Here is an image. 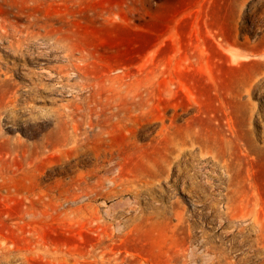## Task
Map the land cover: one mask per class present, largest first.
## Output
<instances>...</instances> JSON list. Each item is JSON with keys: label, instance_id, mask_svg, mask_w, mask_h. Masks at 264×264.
Listing matches in <instances>:
<instances>
[{"label": "rangeland", "instance_id": "rangeland-1", "mask_svg": "<svg viewBox=\"0 0 264 264\" xmlns=\"http://www.w3.org/2000/svg\"><path fill=\"white\" fill-rule=\"evenodd\" d=\"M0 35V264H264V0H0Z\"/></svg>", "mask_w": 264, "mask_h": 264}, {"label": "bare ground", "instance_id": "bare-ground-1", "mask_svg": "<svg viewBox=\"0 0 264 264\" xmlns=\"http://www.w3.org/2000/svg\"><path fill=\"white\" fill-rule=\"evenodd\" d=\"M1 36V35H0ZM18 37V36H17ZM12 42V41H11ZM45 42V41H44ZM43 45H44V43H43ZM6 49V48H5ZM13 49V48H12ZM24 50V49H23ZM28 53V52H27ZM30 56V55H29ZM18 57V56H17ZM28 57V56H27ZM23 59V58H22ZM71 59V58H70ZM2 68V67H1ZM74 69V68H73ZM43 70V69H42ZM44 71V70H43ZM49 72V71H48ZM5 73V72H4ZM54 74V73H53ZM52 74V75H53ZM56 74V73H55ZM76 74V73H75ZM48 75V74H47ZM51 76V75H50ZM28 77V76H27ZM36 78V77H35ZM45 78H46V76H45ZM258 86H260V85H258ZM246 91L247 92H249V88L248 89H246ZM29 92V91H28ZM252 92V91H251ZM256 96V95H255ZM17 97V96H16ZM261 97H262V95H261ZM261 99V98H260ZM264 100V99H263ZM246 156V155H245ZM252 161V160H251ZM245 217H248V218H250L251 219V222L252 223H254V224H256L257 225V227H258V229L261 231V230H263V228H262V224L259 222V219H258V217H257V215L255 214V212H252V211H250V213L249 214H247ZM263 222V221H262ZM243 242V241H242ZM255 248L257 249V251L260 253V254H264V239L263 238H257L256 240H255ZM225 258V255H223V252L222 251H219V261H220V264H222L221 263V261L223 260ZM206 260V259H205ZM207 263H208V261H206ZM206 263V264H207Z\"/></svg>", "mask_w": 264, "mask_h": 264}]
</instances>
